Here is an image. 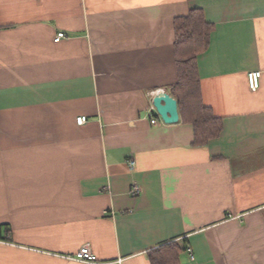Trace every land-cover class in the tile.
<instances>
[{
    "label": "crops",
    "instance_id": "0c3cea01",
    "mask_svg": "<svg viewBox=\"0 0 264 264\" xmlns=\"http://www.w3.org/2000/svg\"><path fill=\"white\" fill-rule=\"evenodd\" d=\"M193 8L213 25L196 65L222 125L205 145L179 110L147 116ZM83 244L97 264L174 244L168 264H264V0H0V264H90L68 258Z\"/></svg>",
    "mask_w": 264,
    "mask_h": 264
},
{
    "label": "trees",
    "instance_id": "16d2710c",
    "mask_svg": "<svg viewBox=\"0 0 264 264\" xmlns=\"http://www.w3.org/2000/svg\"><path fill=\"white\" fill-rule=\"evenodd\" d=\"M212 28L213 25L205 20L199 8L191 9L187 15L174 21L178 79L170 92L176 98L182 119L193 126V145H205L219 135L222 127L221 119L203 103L196 65L197 55L208 47ZM178 252L175 244L158 248L150 253V261L152 264H164V255Z\"/></svg>",
    "mask_w": 264,
    "mask_h": 264
},
{
    "label": "built area",
    "instance_id": "2783aa9c",
    "mask_svg": "<svg viewBox=\"0 0 264 264\" xmlns=\"http://www.w3.org/2000/svg\"><path fill=\"white\" fill-rule=\"evenodd\" d=\"M65 37V34L63 32H58L55 40L58 41L61 38ZM260 77H261V71L260 70H252L247 73V82L248 86L251 90H256L259 85H260ZM159 91L163 90H153L149 92V97L151 99V104L148 108L147 116L150 120V123L155 124L158 121V118L154 116L153 114H156L155 107L152 104V98L155 94H157ZM159 117V116H158ZM77 124H83L86 122V117L85 116H79L76 118ZM130 166L132 167L134 165L133 161L129 162ZM141 192V188L137 184H133L130 189L129 193L132 196H136ZM69 259L75 260L78 262H83V263H90V264H97L98 260L96 255L93 253L91 247L89 244H83L74 255L68 256Z\"/></svg>",
    "mask_w": 264,
    "mask_h": 264
},
{
    "label": "water",
    "instance_id": "95a60500",
    "mask_svg": "<svg viewBox=\"0 0 264 264\" xmlns=\"http://www.w3.org/2000/svg\"><path fill=\"white\" fill-rule=\"evenodd\" d=\"M156 114L164 123H176L179 120L177 101L169 93L159 91L152 98Z\"/></svg>",
    "mask_w": 264,
    "mask_h": 264
}]
</instances>
